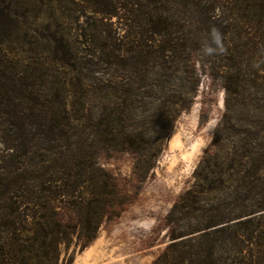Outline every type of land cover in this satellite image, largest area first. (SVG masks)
I'll return each instance as SVG.
<instances>
[{
    "label": "trees",
    "instance_id": "1",
    "mask_svg": "<svg viewBox=\"0 0 264 264\" xmlns=\"http://www.w3.org/2000/svg\"><path fill=\"white\" fill-rule=\"evenodd\" d=\"M66 1L40 0L39 52L0 40V264H58L75 233L90 244L127 201L98 158L132 153L144 181L205 79L223 112L154 264H264V0H70L65 17Z\"/></svg>",
    "mask_w": 264,
    "mask_h": 264
},
{
    "label": "rangeland",
    "instance_id": "2",
    "mask_svg": "<svg viewBox=\"0 0 264 264\" xmlns=\"http://www.w3.org/2000/svg\"><path fill=\"white\" fill-rule=\"evenodd\" d=\"M12 1L16 15L10 21L0 22L4 50L18 57L39 52L41 47L34 41L39 39L37 34L42 25L48 23L47 7L40 0ZM73 9L79 8L70 0L62 5L65 17L75 15ZM78 20V26H83L84 18ZM77 23L71 25L70 35L74 38L79 35ZM208 85L205 79L191 109L177 118L144 181L136 178L134 154L119 152L98 158L99 167L113 179L126 204L117 217L101 224L95 239L87 246L81 248L76 233L70 243L62 244L58 264H154L168 244L164 218L178 196L192 185L193 171L208 150L223 112L222 92L216 90L209 99ZM206 102L204 121L200 120V109ZM71 104L75 114H85L77 96L71 99Z\"/></svg>",
    "mask_w": 264,
    "mask_h": 264
},
{
    "label": "clouds",
    "instance_id": "3",
    "mask_svg": "<svg viewBox=\"0 0 264 264\" xmlns=\"http://www.w3.org/2000/svg\"><path fill=\"white\" fill-rule=\"evenodd\" d=\"M212 36L214 38V41H215L216 45L220 46L221 37H220V33L218 32V30L212 29ZM208 51L211 52V51H213V49L209 48ZM221 51H222V48H221Z\"/></svg>",
    "mask_w": 264,
    "mask_h": 264
}]
</instances>
